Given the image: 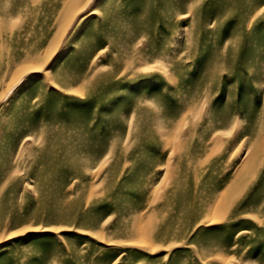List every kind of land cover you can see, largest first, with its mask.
<instances>
[{
	"label": "rangeland",
	"instance_id": "obj_1",
	"mask_svg": "<svg viewBox=\"0 0 264 264\" xmlns=\"http://www.w3.org/2000/svg\"><path fill=\"white\" fill-rule=\"evenodd\" d=\"M0 264H264V0H0Z\"/></svg>",
	"mask_w": 264,
	"mask_h": 264
},
{
	"label": "bare ground",
	"instance_id": "obj_2",
	"mask_svg": "<svg viewBox=\"0 0 264 264\" xmlns=\"http://www.w3.org/2000/svg\"><path fill=\"white\" fill-rule=\"evenodd\" d=\"M262 1V0H261ZM259 3H261L260 1H259ZM258 7V6H257ZM9 13V12H8ZM3 16V15H2ZM5 16V15H4ZM19 35V34H18ZM21 39H22V37H21ZM29 40V39H28ZM20 41V40H19ZM18 42V41H17ZM23 42V41H22ZM29 42V41H28ZM21 43V42H20ZM30 45V44H29ZM26 46V45H25ZM15 52V51H14ZM20 54V53H19ZM21 58V57H20ZM16 61V60H15ZM32 69V68H31ZM24 73H25V71H23ZM22 72V73H23ZM226 121V120H225ZM223 123V122H222ZM223 125V124H222ZM186 137H187V135H186ZM18 141V140H17ZM20 142V141H19ZM17 149V148H16ZM186 155V154H185ZM236 193V192H235ZM223 196V195H222ZM231 196V195H230ZM235 196V195H234ZM230 202H231V200H229ZM230 202H228V203H230ZM258 204V203H257ZM227 206H228V204H227ZM256 208V207H255ZM222 209H224L223 207H222ZM228 221V220H227ZM142 234V233H141ZM140 237V236H139ZM142 238V237H141ZM228 238V237H227Z\"/></svg>",
	"mask_w": 264,
	"mask_h": 264
}]
</instances>
